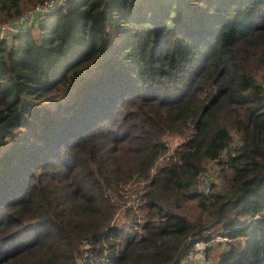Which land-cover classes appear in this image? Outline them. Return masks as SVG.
Instances as JSON below:
<instances>
[{
    "label": "trees",
    "instance_id": "1",
    "mask_svg": "<svg viewBox=\"0 0 264 264\" xmlns=\"http://www.w3.org/2000/svg\"><path fill=\"white\" fill-rule=\"evenodd\" d=\"M216 235L203 261L264 264V0H67L0 41V264H184Z\"/></svg>",
    "mask_w": 264,
    "mask_h": 264
},
{
    "label": "built area",
    "instance_id": "2",
    "mask_svg": "<svg viewBox=\"0 0 264 264\" xmlns=\"http://www.w3.org/2000/svg\"><path fill=\"white\" fill-rule=\"evenodd\" d=\"M67 2V0H43L37 3L33 7H30L17 15L16 17L0 22V41L3 40L10 46L13 43L14 35L22 28L35 23L37 20L44 18L55 7ZM223 158V157H222ZM201 180V179H200ZM221 179L217 181V188H220ZM213 185L205 180H201L198 183V190L203 192H211ZM227 237L222 235H216L210 240H199L194 244L193 250L189 255V258L184 264H196L199 263V259H196V255L203 252L206 248L210 247L216 242H224ZM203 264H209L208 261H202Z\"/></svg>",
    "mask_w": 264,
    "mask_h": 264
},
{
    "label": "rangeland",
    "instance_id": "3",
    "mask_svg": "<svg viewBox=\"0 0 264 264\" xmlns=\"http://www.w3.org/2000/svg\"><path fill=\"white\" fill-rule=\"evenodd\" d=\"M172 149V148H171ZM161 163H164L165 160L162 158L160 160ZM155 171V169L153 170ZM222 173L220 171V164L218 162H210L207 164V168L206 170L204 171V173L202 174L201 176V180H205V181H208L210 183H213V189L212 191L218 189L217 188V181L221 179L222 181ZM200 180V181H201ZM133 186L130 184L129 185V188H132ZM135 197V194H133V199ZM127 203L128 204H133V205H136V201H133L131 198L129 200H127ZM125 205L127 204H124L121 206V209L119 210L118 214H117V217H116V221H119L120 223L122 222H128L131 220V216L128 215L126 212H125ZM216 248L213 249L210 253V256L212 257L215 253H216ZM196 259H202V260H206V254L205 252H200L199 254L196 255ZM210 261V259H207Z\"/></svg>",
    "mask_w": 264,
    "mask_h": 264
},
{
    "label": "clouds",
    "instance_id": "4",
    "mask_svg": "<svg viewBox=\"0 0 264 264\" xmlns=\"http://www.w3.org/2000/svg\"><path fill=\"white\" fill-rule=\"evenodd\" d=\"M195 243H196V242H195ZM199 261H200L199 263H202L203 260H202V259H199ZM208 262H209V261H208Z\"/></svg>",
    "mask_w": 264,
    "mask_h": 264
}]
</instances>
